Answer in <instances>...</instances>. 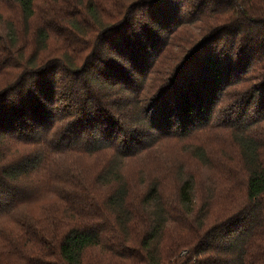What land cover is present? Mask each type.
Here are the masks:
<instances>
[{
    "label": "trees",
    "instance_id": "1",
    "mask_svg": "<svg viewBox=\"0 0 264 264\" xmlns=\"http://www.w3.org/2000/svg\"><path fill=\"white\" fill-rule=\"evenodd\" d=\"M0 2V264H264V0ZM227 97L237 166L131 197L124 162Z\"/></svg>",
    "mask_w": 264,
    "mask_h": 264
},
{
    "label": "rangeland",
    "instance_id": "2",
    "mask_svg": "<svg viewBox=\"0 0 264 264\" xmlns=\"http://www.w3.org/2000/svg\"><path fill=\"white\" fill-rule=\"evenodd\" d=\"M0 11H3V15L7 16V18H15L16 10L13 7H5L0 2ZM229 92L230 94H236L239 91L234 88V90L230 89ZM233 98L236 97L233 96ZM233 98H225L223 104H226V106H219L208 126L205 125L202 129L194 131L189 138L163 140L152 153L135 159H127L123 164L122 173L130 188L131 197L137 199L136 195L142 191L149 181L158 179L163 182L164 195L169 199H173L175 187L179 180L177 174L180 169H183L186 173L193 174L197 199H201L210 193L216 180L223 173H226V164H235L237 166L239 161L237 147L224 128L223 122V118L231 108V104H235V108H237V102ZM249 112L253 113L250 110ZM196 146L202 147L205 151L208 159L206 163H202L192 154V150ZM155 152L157 153L155 154ZM159 152H162L163 155L161 163L156 160V155ZM76 160L81 166L87 167L86 172L96 167L99 163L98 158L94 155L79 156ZM97 192L101 201V195H106L107 189H97ZM198 203H200L199 200ZM98 206L101 212L105 211L106 207L103 203L100 202ZM110 222L111 220L108 217L106 221L107 227ZM92 253L97 254L98 251L95 250Z\"/></svg>",
    "mask_w": 264,
    "mask_h": 264
}]
</instances>
